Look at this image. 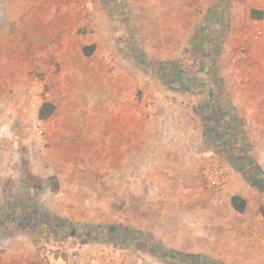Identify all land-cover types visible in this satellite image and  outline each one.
Masks as SVG:
<instances>
[{
	"label": "rangeland",
	"instance_id": "1",
	"mask_svg": "<svg viewBox=\"0 0 264 264\" xmlns=\"http://www.w3.org/2000/svg\"><path fill=\"white\" fill-rule=\"evenodd\" d=\"M106 2L0 0V264H182L169 251L264 264V112H238L232 99L257 65L244 0H177L181 42L161 49L168 58L143 41L129 47L128 16L106 30ZM88 7L100 8L103 44L85 57ZM174 70L193 78L189 89L167 86ZM43 103L54 107L47 120L37 117ZM214 106L248 141L262 186L226 162L229 144L207 142L200 116ZM130 111L155 125L162 153L193 137L198 171H91L97 118L107 113L120 132ZM213 171H228L223 185H211ZM236 192L243 214L229 206Z\"/></svg>",
	"mask_w": 264,
	"mask_h": 264
},
{
	"label": "crops",
	"instance_id": "2",
	"mask_svg": "<svg viewBox=\"0 0 264 264\" xmlns=\"http://www.w3.org/2000/svg\"><path fill=\"white\" fill-rule=\"evenodd\" d=\"M108 3L106 2L108 8L104 11L106 30L110 28L111 24H116L117 16L130 17L127 35L129 47H131V43L143 41L146 47L160 49L161 56L168 58L169 53L161 51V49L177 48L180 45L179 32L182 28L179 26L177 0H122L120 3L118 0H111V5ZM242 4L250 10L248 4L245 2ZM89 12L95 33L91 36L92 44L83 49L84 54L85 51L91 50L90 54L85 57L91 56L93 50L101 48L103 44L102 18L99 19L101 17L100 8H92ZM249 12L251 13V10ZM252 23L254 24V20ZM183 32H189L187 27ZM248 42L251 46V54L257 61L255 72L251 74L252 85L250 88L240 86L233 89L232 99L238 112L261 113L264 112V36L255 38L252 34L249 36ZM105 44L113 49L112 45L108 46L107 39ZM97 53L99 54V50ZM253 84H255L254 87ZM102 93L103 91L100 93L101 96ZM104 116L105 121L102 122L103 117L100 115L95 122L94 130L90 131L88 156L93 166L91 171H198L197 157L193 155L192 145L195 142L193 137L178 138L180 145L176 144L172 148H167L168 152L162 153L161 149L159 150L157 147L160 137L156 134L155 125L152 122L147 124L142 115L130 111L127 114L128 117L118 123V127H123L120 132L114 131L113 120L108 118L109 115L106 113ZM119 133L120 136H118ZM174 140L176 141L177 138ZM85 154V152L80 153V158L85 159ZM235 195L245 201L247 208V198L241 193L236 192L232 196ZM229 206L231 207L230 199Z\"/></svg>",
	"mask_w": 264,
	"mask_h": 264
},
{
	"label": "trees",
	"instance_id": "3",
	"mask_svg": "<svg viewBox=\"0 0 264 264\" xmlns=\"http://www.w3.org/2000/svg\"><path fill=\"white\" fill-rule=\"evenodd\" d=\"M259 14L255 11L251 10L250 18L253 20H256L259 18ZM90 49L92 47H89ZM88 50V49H87ZM90 51H85V55H89ZM179 82L181 84L182 91H186L189 89L193 84V78H188L186 74L180 71H172L168 78H166V83L169 88H173V82ZM209 102L206 104L208 105ZM54 112V107L50 103H43L39 110H38V119L40 120H47ZM210 114L207 115V113H203V115L200 116L201 120V126L203 129V135L205 138H207V142L211 143L212 146H222L221 144H229L227 147V153L230 154V157L226 160L227 163L230 164V166L233 168L235 172L242 173L244 177H247V180H251L252 178H256L255 185L262 186V182L259 180L256 171L253 169H250V158L246 155L247 150H245V146H247V140H245L244 135L241 136V140L237 139L234 135V131L231 127L230 122L228 121V113H225L223 110L219 109L218 107L214 106L211 111H209ZM209 116L211 119H209ZM215 118L219 119L218 122H215ZM236 121V119H235ZM207 132L210 133L211 136H214V133L217 134L219 132H222L225 134V136L220 141L222 134H217V138L211 139L208 138ZM235 151V152H234ZM234 152V153H232ZM244 154V155H242ZM246 168V169H245ZM230 205L233 208L234 211L237 213L242 214L245 211L246 203L240 196H232L230 198ZM116 229V227H114ZM171 253H167L166 255H163L166 257V259H169L171 261H175L176 263L180 262L182 264H213L211 261L204 259L200 255L195 254H185L183 255V259L181 261L177 260V252L175 251H169ZM173 252V253H172ZM29 264H35V263H29ZM123 264V263H122Z\"/></svg>",
	"mask_w": 264,
	"mask_h": 264
},
{
	"label": "built area",
	"instance_id": "4",
	"mask_svg": "<svg viewBox=\"0 0 264 264\" xmlns=\"http://www.w3.org/2000/svg\"><path fill=\"white\" fill-rule=\"evenodd\" d=\"M250 7V10L255 11L260 16L254 20L252 34L255 38H261L264 36V0H244ZM243 53L242 58H245ZM148 110H152V103H148ZM39 134H42L43 130L40 127L37 129ZM228 177V171H213L210 179L212 186H221L224 184Z\"/></svg>",
	"mask_w": 264,
	"mask_h": 264
}]
</instances>
